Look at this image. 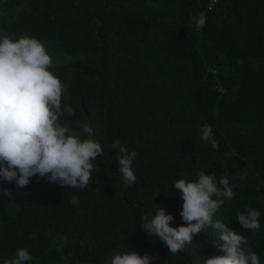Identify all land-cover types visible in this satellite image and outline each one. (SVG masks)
I'll list each match as a JSON object with an SVG mask.
<instances>
[{
  "label": "trees",
  "instance_id": "16d2710c",
  "mask_svg": "<svg viewBox=\"0 0 264 264\" xmlns=\"http://www.w3.org/2000/svg\"><path fill=\"white\" fill-rule=\"evenodd\" d=\"M24 35L45 46L62 107L73 109L59 122L84 139L87 121L103 154L83 189L0 180L11 192L0 194V264L18 248L33 257L26 264H110L131 249L158 257L150 264L222 256L212 227L171 254L139 224L159 207L178 227L174 184L199 172L217 184L227 174L234 195L214 197L224 203L213 221L244 235L264 264V0H0V38ZM204 124L219 150L200 138ZM117 139L137 153L132 185L118 172ZM247 208L260 212L256 232L236 220Z\"/></svg>",
  "mask_w": 264,
  "mask_h": 264
},
{
  "label": "clouds",
  "instance_id": "9594fccd",
  "mask_svg": "<svg viewBox=\"0 0 264 264\" xmlns=\"http://www.w3.org/2000/svg\"><path fill=\"white\" fill-rule=\"evenodd\" d=\"M204 12L191 18L199 30L206 23ZM52 59L43 43L27 35L13 40L7 36L0 38V180L17 188L30 184L32 177L44 178L59 186L86 188L92 180L93 161L103 154L101 145L93 139V128L87 121L78 122L85 134L59 122L65 114L74 115L70 106L62 107L63 86L49 68ZM200 138L219 150L212 126L204 124ZM112 148L118 149V172L124 183L136 182L133 161L135 151L122 147L119 139ZM175 190L181 193L183 201L180 216L182 223L170 227L174 217L163 208H156L155 215L150 210L141 216L139 223L147 237H157L171 254H177L191 244L194 237L207 228H214L219 241L213 245L224 255L203 260V264H260L259 256L249 247L250 241L242 234L230 229L226 223L215 220V212L223 205V199L233 198L227 174L218 184L213 175L198 173V178L178 179ZM3 197L11 196L9 189L0 186ZM71 203H79L73 197ZM260 212L247 208L244 213L237 211L236 220L245 230L256 232L260 228ZM158 257L142 255L131 249L112 256L110 264H150ZM33 257L24 248H18L15 258L3 264H26Z\"/></svg>",
  "mask_w": 264,
  "mask_h": 264
}]
</instances>
